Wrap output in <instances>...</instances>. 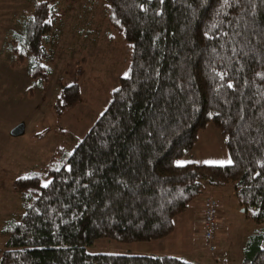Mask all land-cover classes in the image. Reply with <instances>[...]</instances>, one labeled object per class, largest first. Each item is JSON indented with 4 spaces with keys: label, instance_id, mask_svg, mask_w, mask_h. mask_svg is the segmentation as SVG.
Listing matches in <instances>:
<instances>
[{
    "label": "trees",
    "instance_id": "trees-1",
    "mask_svg": "<svg viewBox=\"0 0 264 264\" xmlns=\"http://www.w3.org/2000/svg\"><path fill=\"white\" fill-rule=\"evenodd\" d=\"M55 0L33 5L22 41L27 75L43 83L52 62L42 42ZM130 46L129 73L71 152L16 179L24 211L0 230V264H191L179 257L90 252L100 239L146 243L169 236L174 218L204 191L233 185L258 225L240 264H264V0H101ZM79 100L61 89L57 116ZM208 123L228 165L176 162Z\"/></svg>",
    "mask_w": 264,
    "mask_h": 264
},
{
    "label": "rangeland",
    "instance_id": "rangeland-1",
    "mask_svg": "<svg viewBox=\"0 0 264 264\" xmlns=\"http://www.w3.org/2000/svg\"><path fill=\"white\" fill-rule=\"evenodd\" d=\"M42 1L0 0V230L8 221H20L24 214L13 182L42 171L58 149L71 152L107 107L118 80L129 73L130 46L109 25L101 0H55L52 11L56 23L42 42L52 58L42 65L50 72L43 83L30 80L22 27L33 5ZM73 83L79 87V100L57 116L54 104L60 91ZM20 124L23 133L13 136L11 131ZM231 161L219 130L208 123L198 132L192 150L176 164L228 165ZM208 196L219 200L223 208L215 252L204 249L202 228L201 235H196L192 249L198 264H239L247 238L262 225L247 218L232 184L203 191L199 196L201 208ZM201 219L202 211L200 227ZM3 242L0 237V253ZM133 246L148 249L155 245L100 239L88 250L129 254Z\"/></svg>",
    "mask_w": 264,
    "mask_h": 264
},
{
    "label": "crops",
    "instance_id": "crops-1",
    "mask_svg": "<svg viewBox=\"0 0 264 264\" xmlns=\"http://www.w3.org/2000/svg\"><path fill=\"white\" fill-rule=\"evenodd\" d=\"M208 188L219 189L223 187H211L209 185H205L204 192H206ZM200 198L201 197L195 199L197 202L193 200L185 212L174 218V230L169 236L162 240L153 241L152 243L155 245L153 248L138 249L137 246H133V249L132 251H129V254L173 256L182 258L191 264H198V260L196 258L198 256L194 254L192 246L197 233L199 232L201 235L199 219L202 208Z\"/></svg>",
    "mask_w": 264,
    "mask_h": 264
},
{
    "label": "built area",
    "instance_id": "built-area-1",
    "mask_svg": "<svg viewBox=\"0 0 264 264\" xmlns=\"http://www.w3.org/2000/svg\"><path fill=\"white\" fill-rule=\"evenodd\" d=\"M222 208V203L214 197L208 196L202 201V239L204 249L209 252H215L217 248L215 240L219 229V216Z\"/></svg>",
    "mask_w": 264,
    "mask_h": 264
},
{
    "label": "water",
    "instance_id": "water-1",
    "mask_svg": "<svg viewBox=\"0 0 264 264\" xmlns=\"http://www.w3.org/2000/svg\"><path fill=\"white\" fill-rule=\"evenodd\" d=\"M24 131V126L22 124L16 126L12 131H11V134L13 136H19L23 133Z\"/></svg>",
    "mask_w": 264,
    "mask_h": 264
}]
</instances>
